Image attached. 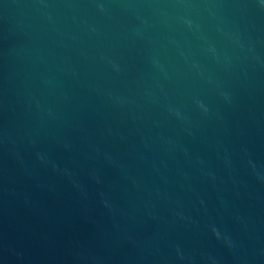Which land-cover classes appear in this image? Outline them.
Returning <instances> with one entry per match:
<instances>
[{
    "label": "water",
    "instance_id": "obj_1",
    "mask_svg": "<svg viewBox=\"0 0 264 264\" xmlns=\"http://www.w3.org/2000/svg\"><path fill=\"white\" fill-rule=\"evenodd\" d=\"M0 264H264V0H0Z\"/></svg>",
    "mask_w": 264,
    "mask_h": 264
}]
</instances>
